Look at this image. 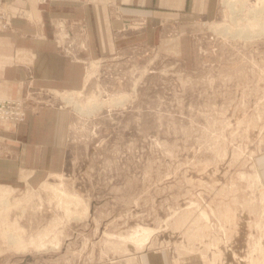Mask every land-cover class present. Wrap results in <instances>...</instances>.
I'll return each instance as SVG.
<instances>
[{
    "label": "rangeland",
    "instance_id": "1",
    "mask_svg": "<svg viewBox=\"0 0 264 264\" xmlns=\"http://www.w3.org/2000/svg\"><path fill=\"white\" fill-rule=\"evenodd\" d=\"M216 1L175 44L135 40L88 59L83 90L40 96L66 111L65 161L58 174L0 180V264H264V2ZM0 12L2 29L22 16ZM0 98L25 113L0 122L27 121L24 99ZM40 240L58 246L30 245Z\"/></svg>",
    "mask_w": 264,
    "mask_h": 264
},
{
    "label": "crops",
    "instance_id": "2",
    "mask_svg": "<svg viewBox=\"0 0 264 264\" xmlns=\"http://www.w3.org/2000/svg\"><path fill=\"white\" fill-rule=\"evenodd\" d=\"M216 4V0H6L2 6L12 13L19 10L22 16L12 14L9 28H0V96L24 99L28 116L24 124L0 122V180L12 181L16 172L28 170L54 175L63 167L64 139L57 115L66 111L42 102L43 93L83 90L88 59L114 55L135 40L175 44L177 36L196 32L199 20L212 17ZM43 112L51 117L44 119ZM139 261L150 264L145 257Z\"/></svg>",
    "mask_w": 264,
    "mask_h": 264
},
{
    "label": "bare ground",
    "instance_id": "3",
    "mask_svg": "<svg viewBox=\"0 0 264 264\" xmlns=\"http://www.w3.org/2000/svg\"><path fill=\"white\" fill-rule=\"evenodd\" d=\"M224 1H225V3L229 6V8L231 9V6H232V4L234 3V0H224ZM263 2H264V0H263ZM259 7H260V6H259ZM259 7H258V11H257V13L260 12V13L264 14V12H263V7H262V6H261L260 8H259ZM255 8H256V7L254 6V7L251 8V9L254 10ZM253 10H252V12H253ZM256 10H257V8H256ZM248 11H249V10H248ZM252 12L250 11V12H248V13H252ZM254 13H255V12H254ZM257 13L253 14V15H254V16H253L254 19H256L257 16L259 15V14H257ZM259 17H261V15H260ZM257 19H259V18H257ZM261 20H262V19H261ZM263 22H264V21H263ZM250 23H251V22H250ZM254 23H255V22H254ZM256 23L260 24L259 30H262V31H263V30H264V23H262V21L260 22V20L256 21ZM217 25H218V24H217ZM254 26H255V25H254ZM216 27L220 28L219 26H216ZM216 27H215L214 30H217ZM220 29H221V28H220ZM223 29H225V27H223ZM244 29H245V28H244ZM244 29H243V27H236L235 30H237V32L239 31L237 35H241V31H244ZM253 29H254V28H253ZM259 30H258V31H259ZM253 33H254V32H252V33H247V32H246V33H244V35H242V36H245V37H247V38H249V37L251 38V36L254 35ZM257 34H258V33H257ZM258 35H259V34H258ZM234 36H235V35H234ZM256 36H257V35H256ZM111 99H112L113 102H117V100L119 99V97H118V96H117V97H112ZM68 100H69V101H72V99L69 98V97H68ZM73 103L75 104V106H76V108H77L78 110H81V111H82L84 108H85L86 110H87V109H88V110H91L92 108H94V107L97 105V106L95 107V109H96L97 107L102 106L101 104H102L103 102L100 103V104H99V103H98V104L95 103V104H93V105H91V106H90L89 104H87V105H86L87 107H84V106H82L81 104H78L75 100H73ZM83 111H84V110H83ZM258 183H260V182L258 181ZM260 184H261V183H260ZM260 186H261V185H260ZM262 186H263V185H262ZM51 188H52V186H51ZM55 188L58 189L57 187H54L53 189H55ZM4 189H6V188H4ZM7 189H8V188H7ZM7 189H6L5 191H4V190H2V191H3L5 194H9L10 191L8 192ZM56 189H55V190H56ZM9 190H11V188H10ZM58 190H60V189H58ZM2 191H1V192H2ZM3 192H2V193H3ZM56 192H57V190H56ZM56 192H55V194H56ZM60 192H61V190H60ZM61 193H62V192H61ZM61 193H59V194H61ZM63 194H65V193H63ZM262 194H263V195H262ZM262 194H261V195L264 196V193H262ZM56 195H57V194H56ZM65 195L67 196V194H65ZM65 195H64V196H65ZM3 196H4V195H3ZM3 196H2L1 202L6 203V204L9 205V203L7 202V200H8L9 197H6L7 195L4 196V197H3ZM60 196H62V195H60ZM64 196H62V198H63ZM68 196H69V195H68ZM58 197H59V196H58ZM74 197H75V196H74ZM59 198H60V197H59ZM70 199H72V200H70V201H74V198L71 197ZM50 200H51V199H50ZM57 200H59V199L57 198ZM63 200H64V198H63ZM61 201H62V200H61ZM67 201H69V200H67ZM59 203H60V201H59ZM263 203H264V201H263ZM58 207H59V206H58ZM11 208H12V207H11ZM204 215L206 216L205 213H204ZM14 222H16V220H15ZM14 224H15V223H14ZM17 224H18V223H17ZM142 228H143V227H142ZM136 229H137V228H136ZM140 229H141V228H140ZM151 229H152V228H151ZM53 230H54V229H53ZM53 230H52V231H53ZM143 230H145V229H143ZM143 230H140V231L143 232ZM147 230H150V228H147ZM140 231H138V232L140 233ZM153 231H154V230H153ZM153 231H150V232L152 233ZM54 232H56V231H54ZM54 232H53V233H54ZM144 232L146 233V230H145ZM147 232H149V231H147ZM150 232H149V233H150ZM45 233H46V234L43 236L44 239H46V238H47V237H46L47 234H49V233H47V232H45ZM133 233H134V232H133ZM135 233H137V232H135ZM139 233H137V234H139ZM149 233H147V234H149ZM55 234H56V233H54V235H55ZM131 234H132V233H131ZM137 234H136V235H137ZM142 234H143V233H141V235H142ZM147 234H146V235H147ZM133 235H134V234H133ZM136 235H134V236H132V237H135ZM48 236H49V235H48ZM124 236H125V235H124ZM137 236H139V235H137ZM137 236H136V237H137ZM149 236H150V234H149ZM149 236H148V237H149ZM41 237H42V236H41ZM45 237H46V238H45ZM129 237H130V236H129ZM132 237H131V238H132ZM136 237H135V238H136ZM145 237H146V236H145ZM143 238H144V237H142L141 239L138 238V241H141ZM40 239H42V238H40ZM55 239H56V238H55ZM122 239H123V238H122ZM14 240H15V239H14V237H13L12 235H9V236H8V243H9V244H13ZM56 240H57V239H56ZM125 240H126V239H125ZM127 241H128V240H127ZM127 241H126V242H127ZM142 241H143V240H142ZM142 241H141V242H142ZM124 242H125V241H124ZM129 242H130V241H129ZM129 242H128V243H129ZM133 242H134V241H133ZM143 242H144V241H143ZM143 242H142V244H143ZM146 242H147V241H146ZM148 242H149V241H148ZM31 243H32V244H30V245H35V246H37V248L40 247V246H46V245H47V246H50L51 248H52V247H53V248H57V246H58V244H56V243H49V244H46L43 240H40V241L37 242V243H34V242H31ZM47 243H48V242H47ZM138 244H139V243H138ZM140 244H141V243H140ZM133 245H134V244H133ZM218 245H219V244H218ZM136 246H138V245H136ZM140 247H141V246H140ZM218 247H219V246H218ZM23 248H25V247H21V249H23ZM44 248H45V247H44ZM44 248L42 247V249H44ZM46 248H47V247H46ZM46 248H45V249H46ZM48 248H49V247H48ZM142 248H143V245H142ZM227 248H228V247H227ZM38 249H40V248H38ZM38 249H37V250H38ZM42 249H41V250H42ZM131 251H132V250H131ZM248 254H249V253H248ZM234 255H235V254H234ZM252 256H253V255H252ZM234 258H235V257H234ZM248 258H249V257H248ZM250 258H251V257H250ZM242 259H243V258H242ZM240 260H241V259H240ZM247 260H248V259H247ZM257 260H260V259L257 258ZM257 260H256V261H257ZM238 261H239V260H238ZM252 261H253V260H252ZM256 261H255V259H254V262H256ZM236 262H237V261H236ZM212 263H213V262H212ZM234 264H235V262H234ZM237 264H238V263H237ZM242 264H243V262H242ZM255 264H257V263H255ZM258 264H259V263H258Z\"/></svg>",
    "mask_w": 264,
    "mask_h": 264
},
{
    "label": "built area",
    "instance_id": "4",
    "mask_svg": "<svg viewBox=\"0 0 264 264\" xmlns=\"http://www.w3.org/2000/svg\"><path fill=\"white\" fill-rule=\"evenodd\" d=\"M4 1L5 0H0V5H2ZM1 11L3 12L4 9ZM0 16H4V13H1ZM24 117L25 113L19 100L0 98V121H22Z\"/></svg>",
    "mask_w": 264,
    "mask_h": 264
}]
</instances>
